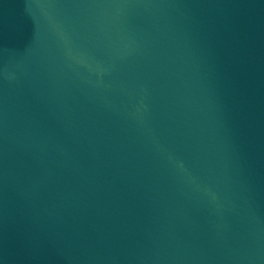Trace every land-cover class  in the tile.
<instances>
[{"label": "water", "instance_id": "1", "mask_svg": "<svg viewBox=\"0 0 264 264\" xmlns=\"http://www.w3.org/2000/svg\"><path fill=\"white\" fill-rule=\"evenodd\" d=\"M0 264H264V0H0Z\"/></svg>", "mask_w": 264, "mask_h": 264}]
</instances>
